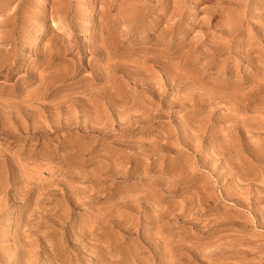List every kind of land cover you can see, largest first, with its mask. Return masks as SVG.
<instances>
[{
	"label": "rangeland",
	"instance_id": "obj_1",
	"mask_svg": "<svg viewBox=\"0 0 264 264\" xmlns=\"http://www.w3.org/2000/svg\"><path fill=\"white\" fill-rule=\"evenodd\" d=\"M0 264H264V0H0Z\"/></svg>",
	"mask_w": 264,
	"mask_h": 264
}]
</instances>
